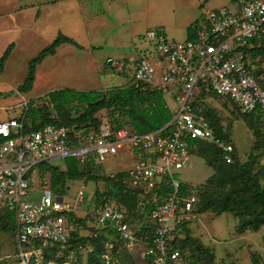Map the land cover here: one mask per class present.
<instances>
[{
  "label": "built area",
  "instance_id": "2783aa9c",
  "mask_svg": "<svg viewBox=\"0 0 264 264\" xmlns=\"http://www.w3.org/2000/svg\"><path fill=\"white\" fill-rule=\"evenodd\" d=\"M237 3L236 10L226 6L207 9L192 24L186 40H172L162 27L147 31L150 48L130 62L129 85L160 88L171 95L174 115L157 129L139 133L108 119L98 128L42 125L41 120L35 126L27 121L29 107L53 105L49 98L11 104L15 106L9 107L10 116L0 120V210L15 213L18 264H64L56 257L72 247L75 228L68 213L73 207L65 197L47 186L41 188L39 200L28 197L36 168L53 158H75L96 167L122 152L133 157L126 170L130 188L153 201L165 185L168 190L150 213L151 237L138 236L115 199L96 197L93 213L110 237L101 255L103 264H114L119 249L142 243L149 264H183L180 250H170L169 239L178 214L181 219L187 217L200 201L192 184L182 191L184 180L178 176L193 163L192 141L215 145L227 163L234 162L235 145L215 133L210 121L197 112L196 102L203 94H213L232 101L243 113H264L263 79L256 74L254 54L248 50L255 46L253 41L264 46V0ZM84 196L82 186L77 199ZM109 230L119 238H113Z\"/></svg>",
  "mask_w": 264,
  "mask_h": 264
},
{
  "label": "rangeland",
  "instance_id": "374dc122",
  "mask_svg": "<svg viewBox=\"0 0 264 264\" xmlns=\"http://www.w3.org/2000/svg\"><path fill=\"white\" fill-rule=\"evenodd\" d=\"M106 1L108 0H79L78 8L75 5H68L64 9L66 16L70 18V20L63 21L66 24L65 30L68 32L65 34L71 36L83 47L75 46L76 50L71 51V44H66L56 56L51 57V60L47 62L46 58L38 65L34 87L29 93L18 90L19 85L25 79V72L29 69L25 61L29 51H26L23 46H19L20 50L14 56L10 72L0 78V84H2L0 89L4 90L0 94V98L7 99L8 105L15 106L11 104L23 99L45 96L47 93L61 88L87 91L129 85L130 62L150 48L151 42L147 37V31L157 27L165 29L163 25L155 23L162 17V13L134 22L131 19L132 7L127 5L125 0L112 2L113 5L116 4V8L110 6V3L108 4ZM208 7L211 8V6ZM187 14V10L176 11L174 17L178 19L180 15ZM167 32L170 38L177 40L185 38L183 27H179L173 32L167 29ZM5 36L7 35L0 34V48ZM34 40L32 41L34 44L47 41L43 38ZM50 43L48 40L45 46ZM262 48L264 49V47ZM252 59L256 74L263 77L264 84V51L258 56L257 54L252 55ZM122 64L124 66L120 68ZM167 98L170 101L169 106L174 109L175 103L172 101L171 95H167ZM196 104L198 109L209 117V112L213 111L218 118L221 133L236 147L237 160L235 163L242 164L253 155L257 157L254 171L264 187V116L256 119L262 113L259 115L239 113L232 101L213 94L206 98L201 97ZM47 106L51 107V105ZM53 112L57 115L55 111ZM82 112V108L77 112L72 110L71 115L77 116ZM32 115L33 113L30 112V118ZM117 115L112 112L111 108H103L95 114L101 121L112 120ZM119 120H122L125 125L131 126L127 117L119 116ZM126 154L112 156L105 163L94 167L95 172L100 177L103 176L97 180L91 179L87 175L74 180L67 178L64 182H56V177L53 176H57V172L66 170L67 164L62 158L50 159L38 168L41 171V173L39 172V181L36 178L28 197L39 200L41 188L43 186L51 187L56 194L64 196L65 200L73 207L68 215L72 218L71 222L75 228L76 237H89L93 240L92 237L95 238L98 234L108 232L107 228H103L97 222L93 213L96 197L105 192L116 195V190H112L106 178L125 171L132 165V156L130 160V156ZM210 157L211 151L194 153L193 163L183 169L178 176L182 180L201 185L203 190H215L222 195H225L233 187L242 189L239 176L234 169L235 163L227 167L228 175L224 181H218L216 178L214 182H209L208 178L216 172L214 167L206 163V159L209 160ZM53 182L56 185H53ZM82 186H84L85 196L82 200H78L77 190ZM146 203L147 201L140 200L139 211L133 217V223L137 228H140L147 219ZM4 216V211L0 210V264H18L16 254L19 252V245L16 230L10 219L7 220L9 227H4ZM240 223V216L235 212H225L217 216L211 209H208L205 213L198 214L191 226L194 235L199 236H196L197 239L213 248L215 264H253L251 258L254 252L260 255V262L264 264V226L255 229L251 224H247L244 229H241L239 228ZM91 248L88 245L72 246L62 253L61 261H59L64 264H101V255L99 258H89ZM144 252L145 248L142 245H138L133 250H121L114 264H147ZM193 253L192 250L188 252L190 255Z\"/></svg>",
  "mask_w": 264,
  "mask_h": 264
},
{
  "label": "trees",
  "instance_id": "16d2710c",
  "mask_svg": "<svg viewBox=\"0 0 264 264\" xmlns=\"http://www.w3.org/2000/svg\"><path fill=\"white\" fill-rule=\"evenodd\" d=\"M66 42L72 43L78 47H83L70 36L59 33L57 38L51 44L44 47L41 52L30 61L28 75L23 83L18 87L19 91L26 93L33 89L36 79L37 66L42 63L47 56L55 54L58 46ZM262 47L264 46L261 45V47H251L248 48V50L256 55L264 51ZM12 49L13 43L8 46L3 56L0 58V74L3 72L5 63ZM45 96L53 103V105H51L53 109L51 110V107L48 106L37 109L30 105L27 115L28 123H32V125L37 126L36 122L41 120L42 125L47 123H55L59 125H65L67 127L76 126L77 128L82 127L83 125H94L98 128L101 120L98 119L95 114L103 108H111L114 114H118L116 118L112 119L113 123H115L117 126H127L122 122V120H119V116L127 117L131 124V126H128L135 129L139 133H143L161 127L163 124L171 120L174 115L167 102L165 91L160 88L148 87L146 89H141L131 85L115 86L108 89H93L87 91L73 88H61L53 90L47 93ZM201 97L206 98L207 95L203 94ZM81 108L83 109L82 113L78 114L77 116L71 115L72 110L77 112ZM196 109L199 114L204 115L210 121L215 133L218 136L232 142L231 140L227 139L223 133H221L220 127L218 125V118L213 111L209 112V117L205 112H202L198 109L197 104ZM235 109L239 113L246 115H259V113H262V115L260 114L261 116L259 115V117L256 119L263 118L264 116L262 111L243 113L237 107H235ZM53 111H55L57 115H55ZM30 112L33 113L32 118H30ZM192 142L195 144V148L192 149V154L211 151V157L209 160L206 159V163L209 166L214 167L216 172L214 175H211L208 178L209 182H214L216 178L218 181H224L228 175L227 167L232 163H235L237 160L236 147L233 152L234 162L227 163L223 157L224 152L217 146L199 139H195ZM256 159L257 157L253 155L242 164H234V169H236V173L239 176L242 189L233 187L229 189L225 195L219 194L215 190H203L201 185L183 181L182 191L185 192L188 185L192 184L193 190L200 198L196 209L186 213L187 217L181 219V214H178L179 221L175 225L170 235V250H180L183 264H215V254L212 251L213 248L203 241L201 242L198 240L196 237L198 235H194L195 233L192 231L191 226V223L197 219L198 214H203L208 209H211L217 216H220L225 212H235L240 216L241 223L239 224V228L241 229H244L245 225L247 224H251L255 227V229H259L260 227L264 226V187L259 182L254 171ZM66 164V170L57 173L55 172L57 176L53 177H56V182H64L67 178L74 180L87 175L94 180L103 177H100V175L95 172V166L93 164H83L75 158L66 159ZM127 179L128 172L126 170L120 171L115 175L108 176L106 181L109 183L113 191L116 190V195H113L112 193L106 194L105 192L99 194L98 197L107 196V198L115 199L119 207L127 214V218L134 225L138 236L147 234L149 237H151L154 227L149 225V216L155 205L159 203L160 200L167 194L168 186L165 185L163 190L159 191L158 200L153 201L149 200V196L145 198L142 197L141 192L137 189L130 188L127 183ZM53 185H56V183L53 182ZM140 200L147 201L145 204V208L147 209V219L141 224L140 228H137L133 223V217L137 215L136 213L139 211L138 206ZM1 210L4 211L5 214L4 227H9L7 220L10 219L12 221L13 227L16 230L15 213H12L8 210ZM109 232L111 235H113V238H119L113 230H109ZM92 238L93 240H91L89 237L77 238L76 234L73 233L71 243L73 247H79L80 244L85 245L89 243L88 245L92 247L89 253V258H99V256L102 255V252L105 250L106 241L110 237H107L106 234L103 233L96 235L95 238ZM141 245L145 248L143 243ZM136 247L132 249H119V251H116L115 253V260L118 258L121 250H133L136 249ZM190 250L194 252L193 255L188 254ZM56 258L57 260L61 261L62 253L61 255H57ZM260 258L261 257L259 254L255 252L252 253L251 259L253 264H262L260 262ZM146 260L147 264H149L150 260L147 258ZM101 264H103V259Z\"/></svg>",
  "mask_w": 264,
  "mask_h": 264
},
{
  "label": "crops",
  "instance_id": "0c3cea01",
  "mask_svg": "<svg viewBox=\"0 0 264 264\" xmlns=\"http://www.w3.org/2000/svg\"><path fill=\"white\" fill-rule=\"evenodd\" d=\"M114 1L116 0H108L106 2L108 4L110 3V6L116 8V4H112ZM125 2L132 7L131 19L134 22H139L146 17L150 18L153 15L162 13V17L155 21V23H158L156 25H163L166 32L167 29L173 32L177 28L183 27L185 38L182 40H185L190 36V28L192 24L202 19V16L207 9L227 6L232 10H236L239 6L237 0H125ZM78 3L79 0H0V34L7 35L1 42L2 46L0 48V54L2 53V55L0 58L3 56L8 46L13 43V49L5 63L3 72L0 74V78L10 72V66L14 60V56L17 51L20 50L19 46H23L26 51H29L28 56L25 59L29 67L30 61L41 52L48 40L52 43L62 31L64 32L63 34L68 33L67 30H65L66 24L63 21L70 20V18L69 16H66L64 9L67 8L68 5H75L78 8ZM82 6L83 5L81 4V7ZM208 6H211V8ZM184 10H187L188 14L180 15L178 19H175L174 16L176 11L183 12ZM35 38H43L44 40L47 39V41L43 43L38 42L37 44L35 43V45L32 42L35 41ZM171 39L177 40L174 38ZM253 42L255 45L254 47H261L260 42ZM66 44H71V51L76 50V45L68 42L63 43L58 46L55 54L46 57L47 62L51 60V57L56 56ZM37 70L38 66L36 69V76ZM27 72H29V69L25 72V78L28 75ZM1 85L2 84H0V86ZM3 92L4 90L0 89V94ZM166 99L170 105L167 95ZM9 106L7 99L4 100L0 98V120L6 119L10 116ZM123 153L125 154L126 152H122L120 155ZM126 155L130 156L131 160L132 155L128 153ZM45 163H47V161H44L36 168V172L33 175L34 182L37 179L39 181L41 171L38 168Z\"/></svg>",
  "mask_w": 264,
  "mask_h": 264
}]
</instances>
